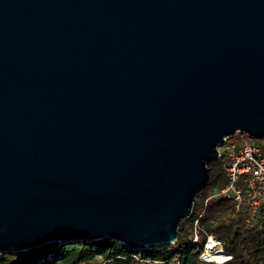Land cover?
Listing matches in <instances>:
<instances>
[{
	"label": "water",
	"instance_id": "95a60500",
	"mask_svg": "<svg viewBox=\"0 0 264 264\" xmlns=\"http://www.w3.org/2000/svg\"><path fill=\"white\" fill-rule=\"evenodd\" d=\"M237 132L264 139V0H0V255L173 244Z\"/></svg>",
	"mask_w": 264,
	"mask_h": 264
},
{
	"label": "trees",
	"instance_id": "16d2710c",
	"mask_svg": "<svg viewBox=\"0 0 264 264\" xmlns=\"http://www.w3.org/2000/svg\"><path fill=\"white\" fill-rule=\"evenodd\" d=\"M208 180L192 205V217L181 220L176 241L171 245L135 251L115 238L93 241H55L25 252L3 253L0 264H201L198 246L191 245L195 219L203 211L204 201L226 184L221 159L206 164ZM234 202L228 198H212L198 220L200 247L208 234L223 243L233 255L226 264H264V226L255 223L247 228L248 208L242 206L232 217Z\"/></svg>",
	"mask_w": 264,
	"mask_h": 264
},
{
	"label": "built area",
	"instance_id": "2783aa9c",
	"mask_svg": "<svg viewBox=\"0 0 264 264\" xmlns=\"http://www.w3.org/2000/svg\"><path fill=\"white\" fill-rule=\"evenodd\" d=\"M218 159L223 161L227 184L204 201L202 213L210 199L228 198L234 202V210L229 217L235 215L242 206H246V227L251 228L255 223L264 226V139L239 143L226 137L217 147ZM202 213L194 221L191 240V245H199L198 261L201 264H226L232 261L233 255L227 253L223 243L212 234L206 236L200 247L201 229L198 220ZM191 217L192 212L188 218Z\"/></svg>",
	"mask_w": 264,
	"mask_h": 264
},
{
	"label": "rangeland",
	"instance_id": "374dc122",
	"mask_svg": "<svg viewBox=\"0 0 264 264\" xmlns=\"http://www.w3.org/2000/svg\"><path fill=\"white\" fill-rule=\"evenodd\" d=\"M231 138L234 140V141H237L239 143H244V142H253L257 139H253L251 137H249L248 135L244 134V133H240V132H237L235 133L233 136H231Z\"/></svg>",
	"mask_w": 264,
	"mask_h": 264
}]
</instances>
